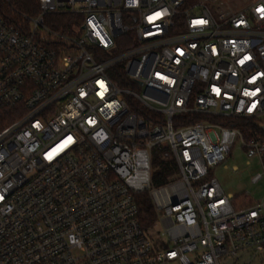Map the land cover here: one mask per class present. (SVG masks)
<instances>
[{"label": "built area", "instance_id": "1", "mask_svg": "<svg viewBox=\"0 0 264 264\" xmlns=\"http://www.w3.org/2000/svg\"><path fill=\"white\" fill-rule=\"evenodd\" d=\"M214 7L36 0L30 16L0 0V264L264 253V195L240 207L210 174L237 146L264 176V0ZM157 147L176 164L160 186Z\"/></svg>", "mask_w": 264, "mask_h": 264}, {"label": "rangeland", "instance_id": "2", "mask_svg": "<svg viewBox=\"0 0 264 264\" xmlns=\"http://www.w3.org/2000/svg\"><path fill=\"white\" fill-rule=\"evenodd\" d=\"M187 2L190 5L197 4L211 8L215 4V0H187ZM210 174L217 180L223 194L229 196L233 203L240 207L257 203L264 195L262 165L257 158H247L244 151L237 146H234L231 155L222 164L212 169ZM257 175L262 177L257 182H253L252 179ZM252 263L264 264V253L257 256ZM171 264H178V262Z\"/></svg>", "mask_w": 264, "mask_h": 264}, {"label": "trees", "instance_id": "3", "mask_svg": "<svg viewBox=\"0 0 264 264\" xmlns=\"http://www.w3.org/2000/svg\"><path fill=\"white\" fill-rule=\"evenodd\" d=\"M10 3L23 13L33 16L36 12V0H10ZM152 184L160 186L174 178L176 164L166 149L157 147L152 158ZM139 212L138 218L144 229L153 227L156 223V215L146 195L137 200Z\"/></svg>", "mask_w": 264, "mask_h": 264}]
</instances>
